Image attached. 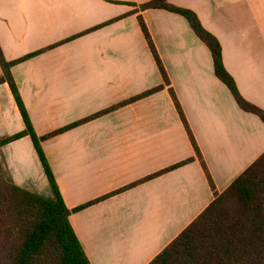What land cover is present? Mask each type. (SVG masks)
Returning <instances> with one entry per match:
<instances>
[{"label":"crops","instance_id":"obj_1","mask_svg":"<svg viewBox=\"0 0 264 264\" xmlns=\"http://www.w3.org/2000/svg\"><path fill=\"white\" fill-rule=\"evenodd\" d=\"M150 1L0 0V48L6 62L20 61L11 74L38 137L163 86L41 143L90 264H150L214 200L169 89L217 194L264 154V123L238 107L182 16L140 10ZM168 3L196 14L240 95L264 110V0ZM24 130L0 84V140ZM0 170L12 185L54 199L29 137L0 148Z\"/></svg>","mask_w":264,"mask_h":264},{"label":"trees","instance_id":"obj_2","mask_svg":"<svg viewBox=\"0 0 264 264\" xmlns=\"http://www.w3.org/2000/svg\"><path fill=\"white\" fill-rule=\"evenodd\" d=\"M168 1L152 0L141 5L140 10H165L182 16L196 37L209 50L214 75L227 87L238 107L246 113L257 116L264 123V110L244 100L234 80L225 70L218 40L203 28L196 14L190 10L176 8ZM138 23L164 85L170 87L165 69L140 16H138ZM18 62L20 61L6 62L0 48L2 71L0 84L6 83L9 86L25 125L23 132L0 140V148L23 137H29L54 199L49 200L12 185L0 170V264H90L70 225L69 216L72 211L64 204L41 143L80 123L143 99L161 90L163 86L114 106L83 122L38 137L11 74V68ZM169 92L195 155L214 192V200L150 264H264V154L223 193L217 194L180 105L174 93L170 89ZM191 161L192 159L178 164L168 171Z\"/></svg>","mask_w":264,"mask_h":264}]
</instances>
